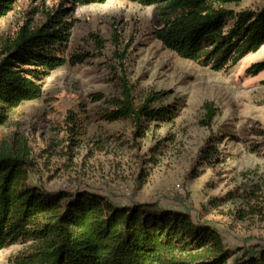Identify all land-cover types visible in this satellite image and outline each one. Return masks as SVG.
Returning <instances> with one entry per match:
<instances>
[{"label":"rangeland","instance_id":"374dc122","mask_svg":"<svg viewBox=\"0 0 264 264\" xmlns=\"http://www.w3.org/2000/svg\"><path fill=\"white\" fill-rule=\"evenodd\" d=\"M59 2L19 0L0 18V46L24 22L40 25L44 13ZM226 6L260 8L264 0ZM159 9V4L127 0L76 7L66 54L93 49L89 33L104 40L101 53L83 64L67 63L51 71L41 97L12 108L0 125V150L26 154L34 166L30 183L40 182L50 190L92 188L125 203L183 204L212 222L227 247L253 251L254 244H264V213L241 217L248 210L237 195L246 185L264 189V70L254 76L245 73L250 64L264 60V45L226 71L211 70L153 38ZM113 28L119 34L124 70L113 54ZM121 77H126L135 105L149 93L165 91L154 106L175 105L178 115L160 124L143 119L141 136L130 118L100 120L105 100L121 92ZM94 92L106 98L93 101L89 95ZM206 101L217 112L210 130L199 123ZM229 192L235 197L227 198ZM214 201L218 206L211 204ZM31 250L30 241L7 245L0 249V264H11ZM227 261L232 264L231 258Z\"/></svg>","mask_w":264,"mask_h":264},{"label":"trees","instance_id":"16d2710c","mask_svg":"<svg viewBox=\"0 0 264 264\" xmlns=\"http://www.w3.org/2000/svg\"><path fill=\"white\" fill-rule=\"evenodd\" d=\"M18 1L0 0V18L14 10ZM105 1L60 0L58 6L44 13L40 25L24 22L4 40L0 46V125L8 120L12 108L41 97L51 71L67 63L83 64L88 57L101 53L104 40L93 33L87 35L93 49L66 51L75 25L72 12L78 6ZM127 1L143 6L159 4L160 23L152 31L153 38L177 56L214 71H226L264 45V6L240 10L226 6L240 0ZM111 40L113 54L124 70L116 28ZM262 70L264 60H259L245 73L254 76ZM120 80L121 92L105 100L107 107L100 120L130 118L135 133L141 136L143 119L160 124L178 115L175 105L154 106L165 91L149 93L135 105L126 77ZM89 97L93 101L106 98L101 92ZM203 109L199 123L210 130L216 108L206 101ZM33 170L26 154L0 150V249L17 241H30L32 247L11 264H227L229 258L232 264H264V244H254L253 251L244 247L232 250L222 242L212 222L183 204L125 203L92 188L50 190L40 182L28 181ZM237 196L248 210L241 217L264 213L262 186H243ZM234 197L233 192L227 195ZM211 204L218 206L217 201Z\"/></svg>","mask_w":264,"mask_h":264}]
</instances>
